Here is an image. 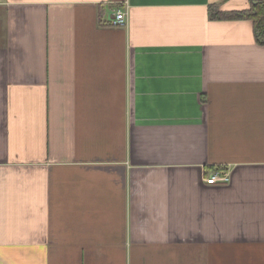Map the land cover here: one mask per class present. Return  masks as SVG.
<instances>
[{
  "label": "crops",
  "instance_id": "0c3cea01",
  "mask_svg": "<svg viewBox=\"0 0 264 264\" xmlns=\"http://www.w3.org/2000/svg\"><path fill=\"white\" fill-rule=\"evenodd\" d=\"M213 7L0 0V264H264V46Z\"/></svg>",
  "mask_w": 264,
  "mask_h": 264
},
{
  "label": "trees",
  "instance_id": "16d2710c",
  "mask_svg": "<svg viewBox=\"0 0 264 264\" xmlns=\"http://www.w3.org/2000/svg\"><path fill=\"white\" fill-rule=\"evenodd\" d=\"M250 9L240 12L223 13L217 7L210 10L213 20H248L254 24L256 44L264 46V0H249Z\"/></svg>",
  "mask_w": 264,
  "mask_h": 264
},
{
  "label": "built area",
  "instance_id": "2783aa9c",
  "mask_svg": "<svg viewBox=\"0 0 264 264\" xmlns=\"http://www.w3.org/2000/svg\"><path fill=\"white\" fill-rule=\"evenodd\" d=\"M126 22V12L123 10H118L115 13L114 19L112 20V25L122 26ZM230 181V175L226 171H217L211 175V177L207 178L206 182L209 185H216V184H227Z\"/></svg>",
  "mask_w": 264,
  "mask_h": 264
}]
</instances>
